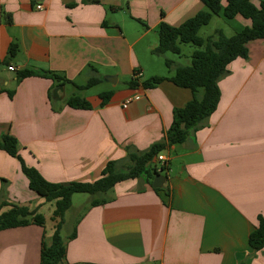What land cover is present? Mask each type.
Wrapping results in <instances>:
<instances>
[{
	"label": "crops",
	"instance_id": "1",
	"mask_svg": "<svg viewBox=\"0 0 264 264\" xmlns=\"http://www.w3.org/2000/svg\"><path fill=\"white\" fill-rule=\"evenodd\" d=\"M220 1L224 8L227 0ZM205 8L202 0H0V133L14 136L25 163L51 183L95 182L109 162L125 170L129 153L162 141L173 110L193 99L169 80L141 85L174 74L153 53L158 26H180ZM215 17L228 37L251 24L242 16ZM14 43L19 51L9 59ZM25 69L66 81L19 79ZM136 72L142 77L134 79ZM105 76L117 77L103 81L113 92L107 105L102 92L91 109L67 105L85 91L77 86ZM219 87L216 111L160 153L167 170L159 173V190L143 177L126 179L71 206L62 226L66 264H264V248L249 245L264 216V40L248 44V58L233 61ZM93 199L105 203L91 205ZM36 201L20 161L0 150V204ZM44 234L46 225L0 231V264H40Z\"/></svg>",
	"mask_w": 264,
	"mask_h": 264
},
{
	"label": "trees",
	"instance_id": "2",
	"mask_svg": "<svg viewBox=\"0 0 264 264\" xmlns=\"http://www.w3.org/2000/svg\"><path fill=\"white\" fill-rule=\"evenodd\" d=\"M101 0H82V2H95ZM205 9L194 17L186 20L180 26L174 27L166 22L158 26V46L153 53L164 58L168 70H174L170 78L154 76L141 83L144 88H152L164 80H169L175 85L188 88L193 93V99L183 108L173 110V121L165 137L160 142L154 143L144 153H129L131 164L123 171L116 170V162H109L102 171L101 177L92 183H51L45 180L33 167L28 166L19 154L18 140L9 134L0 133V150L17 158L21 163L22 172L29 181V188L47 202L54 203L51 216L55 224L50 243L43 235L41 243L40 264H66V242L61 235L65 215L72 206V196L75 194H88L97 196L110 191L117 183L126 179L143 177L152 185L155 175L166 171L164 162L159 169L155 158L172 145L185 141L190 131L195 130L205 119L217 109L221 91L219 82L228 72V66L237 59L248 58V44L254 40H264V0H227L222 8L220 0H202ZM222 13L227 19L237 16L249 20L251 24L240 32L228 37L223 30L217 28L213 35L202 38L198 35L200 29L208 25L212 18ZM143 26H145L142 23ZM192 44L195 47L189 65L178 64L167 58V53L181 55L180 44ZM19 51L17 44H11L8 58L13 59ZM43 77L52 79L61 85L65 78L49 71L25 69L18 73V78ZM102 77L91 78L86 85L77 86L78 90H86L103 82ZM130 87H135L136 82H128ZM113 96L112 91L99 94L101 106L107 105ZM68 106L74 109H91V103L78 94H73L66 100ZM154 190H159L156 188ZM105 203L93 199L91 205ZM45 216L39 213L38 208L21 206L14 203L3 202L0 204V231L37 225L45 227ZM75 237V233L69 239ZM249 245L258 252L264 248V216L258 217V225L249 236Z\"/></svg>",
	"mask_w": 264,
	"mask_h": 264
},
{
	"label": "rangeland",
	"instance_id": "3",
	"mask_svg": "<svg viewBox=\"0 0 264 264\" xmlns=\"http://www.w3.org/2000/svg\"><path fill=\"white\" fill-rule=\"evenodd\" d=\"M223 27L225 28L224 22L222 20H219L217 17H215L214 19L211 20V22L202 27L198 33V35L202 38H206L210 35L214 34V30L217 28ZM227 29V28H226ZM180 49H181V55L178 56L176 54L173 53H167L166 57L170 58L174 61L180 62L182 65H189L191 62V55L193 54L195 47L192 44H180ZM162 66L164 68V70L166 71V73H168L169 71L167 70L168 68L165 65V62L162 61ZM121 84H122V80L120 79V83L117 85V88H121ZM111 88L110 85H108L107 83H99L96 84L92 87H90L89 89H86L82 94H78L81 97L85 98L87 101L92 102L96 100V95L104 92V91H108ZM156 166L160 169V163L157 162ZM160 173H164L163 171L160 170ZM76 196H72V205L74 207L79 206V204L84 203L86 201V197H88V195H84V194H75ZM40 203H38L37 201L29 204L31 208H38L39 213L43 214L45 216V225H46V241L48 243H50L51 241V237L52 234L54 232V227L55 224L51 219V216L53 214L54 211V203L53 202H47L45 201L43 198L40 197ZM71 211H68L66 213V217H69ZM68 228H63L61 230V235L64 238Z\"/></svg>",
	"mask_w": 264,
	"mask_h": 264
},
{
	"label": "water",
	"instance_id": "4",
	"mask_svg": "<svg viewBox=\"0 0 264 264\" xmlns=\"http://www.w3.org/2000/svg\"><path fill=\"white\" fill-rule=\"evenodd\" d=\"M117 77L116 76H105L104 80L109 82V83H115L116 82ZM165 181V176L161 175V174H157L154 177L153 180V188H161L163 186V183Z\"/></svg>",
	"mask_w": 264,
	"mask_h": 264
},
{
	"label": "built area",
	"instance_id": "5",
	"mask_svg": "<svg viewBox=\"0 0 264 264\" xmlns=\"http://www.w3.org/2000/svg\"><path fill=\"white\" fill-rule=\"evenodd\" d=\"M37 8H38V9H41L42 6H37ZM8 70H9V71H15V67H14V66H8ZM141 77H142V73H140V72H136V73L134 74V79H139V78H141ZM131 100H132L131 97L127 98V99L123 102L122 107H123V108H127L128 105L130 104ZM157 160H158L159 162L163 163V162L166 161V158H165L162 154H160V155L157 156Z\"/></svg>",
	"mask_w": 264,
	"mask_h": 264
}]
</instances>
